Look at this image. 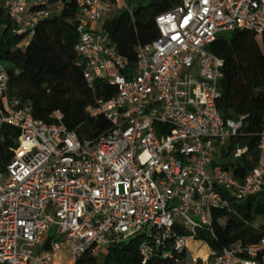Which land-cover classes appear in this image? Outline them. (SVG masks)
Segmentation results:
<instances>
[{
  "label": "built area",
  "instance_id": "1",
  "mask_svg": "<svg viewBox=\"0 0 264 264\" xmlns=\"http://www.w3.org/2000/svg\"><path fill=\"white\" fill-rule=\"evenodd\" d=\"M70 2L77 66L88 85L115 90L86 113L109 128L89 142L68 131L58 112L51 124L36 120L30 104L10 94L0 63V129L19 132L0 172V264H52L64 248L74 263L99 259L107 246L134 239L141 264H264V236L218 253L197 239L214 235V212L264 194V129L256 163L241 176L235 164L252 161L247 147L232 152L233 173L213 162L241 135L245 117H221L224 63L208 51L223 34H264V0H180L155 19L157 37L135 47L132 65L107 34L92 30L107 16L132 19L126 0H0V12L26 47L38 23ZM190 241L205 254L185 259Z\"/></svg>",
  "mask_w": 264,
  "mask_h": 264
},
{
  "label": "trees",
  "instance_id": "2",
  "mask_svg": "<svg viewBox=\"0 0 264 264\" xmlns=\"http://www.w3.org/2000/svg\"><path fill=\"white\" fill-rule=\"evenodd\" d=\"M179 3L180 0H149L146 6L133 9L132 19L126 13L107 19L102 32L132 65L136 61L135 47L151 43L157 37L155 19ZM76 16L74 2L66 3L58 14L39 22L29 44L20 47L26 36L14 34L8 16L0 12V63L10 77V94L29 103L36 120L51 124V116L58 112L68 131L75 132L80 141L93 142L109 124L102 117L90 118L86 109L100 99L112 97L115 90L101 82L88 85L82 67L77 66ZM208 51L224 63L219 83L221 98L217 104L221 117L224 120L245 117L241 135L221 152L224 159L236 147L248 148L252 161L244 156L235 164L238 167L235 175L241 176L242 171L256 163L257 136L264 129V34L234 31L219 37ZM18 135L15 128L2 126L0 129V172L12 159L11 150L17 148ZM221 166L228 169L234 164L221 163ZM258 219L261 224L255 227ZM213 225V236L206 233L197 236L213 252L218 253L237 242H257L264 236V194L231 202L230 212H214ZM140 244V239H134L109 245L99 259L85 256L74 264H141ZM195 256L202 254L198 252ZM183 257L188 259V254ZM161 264L171 263L162 261Z\"/></svg>",
  "mask_w": 264,
  "mask_h": 264
},
{
  "label": "rangeland",
  "instance_id": "3",
  "mask_svg": "<svg viewBox=\"0 0 264 264\" xmlns=\"http://www.w3.org/2000/svg\"><path fill=\"white\" fill-rule=\"evenodd\" d=\"M128 6L130 7V9H134L136 7H140V6H146L149 2V0H126ZM111 16H113V14H111ZM109 18L108 16L104 18V20L98 24H95L92 26V30L96 31V32H100V29H102V25L104 24V22L106 21V19ZM226 35V34H223ZM213 162L214 163H231L233 162V158L232 156H229L227 158L222 159L221 155H220V151L216 152V155L213 158ZM217 171H219V169L217 168ZM230 171H232L231 173L234 172L233 168H230ZM259 224H261V220H257L256 221V225L255 227H257ZM187 234H191V230L187 229ZM189 247V252H188V256H192L193 254L197 253L198 251H203V255L205 254V248L204 247H200L197 244H194L193 242H189L188 244ZM202 255V256H203ZM52 264H74V261L72 260V257L69 254V251L67 248H64L63 251H61L56 259L54 260V262ZM101 264V263H98Z\"/></svg>",
  "mask_w": 264,
  "mask_h": 264
},
{
  "label": "bare ground",
  "instance_id": "4",
  "mask_svg": "<svg viewBox=\"0 0 264 264\" xmlns=\"http://www.w3.org/2000/svg\"><path fill=\"white\" fill-rule=\"evenodd\" d=\"M198 252H200V253L203 255V251H198ZM198 252H197V253H198ZM197 253H195V255H196Z\"/></svg>",
  "mask_w": 264,
  "mask_h": 264
},
{
  "label": "crops",
  "instance_id": "5",
  "mask_svg": "<svg viewBox=\"0 0 264 264\" xmlns=\"http://www.w3.org/2000/svg\"><path fill=\"white\" fill-rule=\"evenodd\" d=\"M107 19H108V18H107ZM107 19H106V20H107ZM94 32H96V31H94ZM100 32H102V29H100Z\"/></svg>",
  "mask_w": 264,
  "mask_h": 264
}]
</instances>
